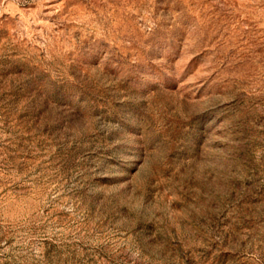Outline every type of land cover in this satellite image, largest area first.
I'll list each match as a JSON object with an SVG mask.
<instances>
[{"label":"rangeland","instance_id":"374dc122","mask_svg":"<svg viewBox=\"0 0 264 264\" xmlns=\"http://www.w3.org/2000/svg\"><path fill=\"white\" fill-rule=\"evenodd\" d=\"M0 264H264V0H0Z\"/></svg>","mask_w":264,"mask_h":264}]
</instances>
